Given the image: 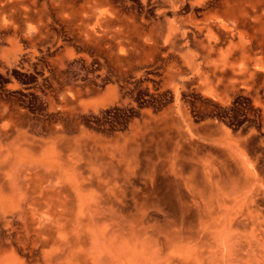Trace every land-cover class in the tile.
Returning a JSON list of instances; mask_svg holds the SVG:
<instances>
[{"label": "rangeland", "instance_id": "rangeland-1", "mask_svg": "<svg viewBox=\"0 0 264 264\" xmlns=\"http://www.w3.org/2000/svg\"><path fill=\"white\" fill-rule=\"evenodd\" d=\"M225 2L0 0V264H264V0Z\"/></svg>", "mask_w": 264, "mask_h": 264}, {"label": "crops", "instance_id": "crops-1", "mask_svg": "<svg viewBox=\"0 0 264 264\" xmlns=\"http://www.w3.org/2000/svg\"><path fill=\"white\" fill-rule=\"evenodd\" d=\"M227 4L226 10L224 11V14L230 18H234V20H238L239 15H244V12L241 8V6L239 5L238 2H235V0H227V2H225ZM256 21L253 24H242L239 28L240 33L242 34V36L247 37V38H254L256 37L258 44L262 47L260 49L261 53H264V14L261 16H256L255 17ZM219 20V19H218ZM220 25H222L223 27L226 26V24L224 23V21L219 20ZM240 22V21H239ZM208 28L210 30L211 24L208 23ZM252 30L251 32L249 31ZM262 60L263 57H257V59H255V63L258 66H261L262 64ZM212 130V132H210V137L213 138V136H217L219 133H221L220 131V127H211L210 128ZM214 139V138H213ZM216 139V138H215ZM217 140V139H216Z\"/></svg>", "mask_w": 264, "mask_h": 264}, {"label": "bare ground", "instance_id": "bare-ground-1", "mask_svg": "<svg viewBox=\"0 0 264 264\" xmlns=\"http://www.w3.org/2000/svg\"><path fill=\"white\" fill-rule=\"evenodd\" d=\"M122 49H123V47H122Z\"/></svg>", "mask_w": 264, "mask_h": 264}]
</instances>
